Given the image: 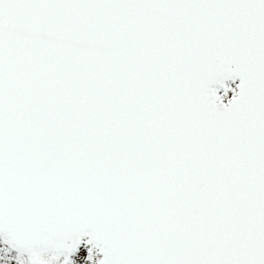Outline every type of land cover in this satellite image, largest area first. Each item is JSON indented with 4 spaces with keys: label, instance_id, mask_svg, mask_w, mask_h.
Segmentation results:
<instances>
[{
    "label": "snow or ice",
    "instance_id": "obj_1",
    "mask_svg": "<svg viewBox=\"0 0 264 264\" xmlns=\"http://www.w3.org/2000/svg\"><path fill=\"white\" fill-rule=\"evenodd\" d=\"M0 264H264V0H0Z\"/></svg>",
    "mask_w": 264,
    "mask_h": 264
}]
</instances>
